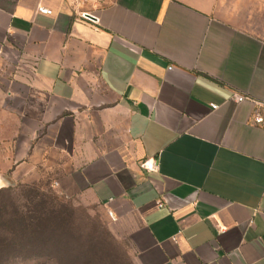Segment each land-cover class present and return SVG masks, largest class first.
<instances>
[{
	"label": "crops",
	"instance_id": "0c3cea01",
	"mask_svg": "<svg viewBox=\"0 0 264 264\" xmlns=\"http://www.w3.org/2000/svg\"><path fill=\"white\" fill-rule=\"evenodd\" d=\"M0 62L15 174L112 212L136 264H264V0H0Z\"/></svg>",
	"mask_w": 264,
	"mask_h": 264
},
{
	"label": "rangeland",
	"instance_id": "374dc122",
	"mask_svg": "<svg viewBox=\"0 0 264 264\" xmlns=\"http://www.w3.org/2000/svg\"><path fill=\"white\" fill-rule=\"evenodd\" d=\"M14 70L0 62V89L5 87L3 75ZM16 128L0 126V137L3 132L7 138L18 137ZM14 160L0 155V176L6 173L17 182L10 193H0V264H136L128 240L116 230L109 213L107 216L96 205L67 199L51 187L48 178L30 168H24L26 175L20 177L9 164ZM23 220L29 224L23 226ZM58 224L74 239V244H58ZM14 228L17 233L10 243L12 236L7 235V229ZM34 231L39 234L26 242ZM95 241L102 243L99 252L92 247Z\"/></svg>",
	"mask_w": 264,
	"mask_h": 264
},
{
	"label": "built area",
	"instance_id": "2783aa9c",
	"mask_svg": "<svg viewBox=\"0 0 264 264\" xmlns=\"http://www.w3.org/2000/svg\"><path fill=\"white\" fill-rule=\"evenodd\" d=\"M41 10H42V12H48V11H46L44 9H41ZM82 18L84 20H86V21H89V22L93 23V24H97L98 23L97 17L92 16V15L87 14V13H84L82 15ZM233 100L235 102H237V103H244V102L248 101L249 99L246 98V97H244V96H241V95H234ZM260 106H264V105L259 104V107ZM211 107H212L213 110H217L218 109V106L217 105H211ZM256 112L257 113H256V117H255V124L256 125H262V124H264V118L260 115V113L258 112V110H256ZM142 167L144 169H146L147 171H149V172H156V171H158V165L155 163L154 160H148V161H146L142 165ZM109 216H110V218L113 221H116V218H115V216H114V214L112 212H109Z\"/></svg>",
	"mask_w": 264,
	"mask_h": 264
},
{
	"label": "trees",
	"instance_id": "16d2710c",
	"mask_svg": "<svg viewBox=\"0 0 264 264\" xmlns=\"http://www.w3.org/2000/svg\"><path fill=\"white\" fill-rule=\"evenodd\" d=\"M11 191H12L11 188H1L0 189V193H10ZM27 224H29V223L27 221L23 220V226H25ZM45 228L48 230L47 226H45ZM41 229H43V227H41ZM58 229L60 230V234L58 235V244L61 243L62 247L66 246V244H68V243H70V245L74 244V242H75L74 239L71 238V236L70 237L68 236L65 228L61 224H58ZM16 233H17L16 228L11 229V230L7 229V235L12 236L11 239H9L11 241L10 243H12L15 240L14 236L16 235ZM38 234H39V232L34 231L32 234L33 236L26 238L25 241L30 243V239L32 237H36V235H38ZM40 234H43V233H40ZM85 244H86V241H85ZM101 245H102V243L99 241L92 242V247L96 252L100 251V248L102 247ZM83 246H85V245H83Z\"/></svg>",
	"mask_w": 264,
	"mask_h": 264
},
{
	"label": "clouds",
	"instance_id": "9594fccd",
	"mask_svg": "<svg viewBox=\"0 0 264 264\" xmlns=\"http://www.w3.org/2000/svg\"><path fill=\"white\" fill-rule=\"evenodd\" d=\"M0 186H3V185H0Z\"/></svg>",
	"mask_w": 264,
	"mask_h": 264
}]
</instances>
